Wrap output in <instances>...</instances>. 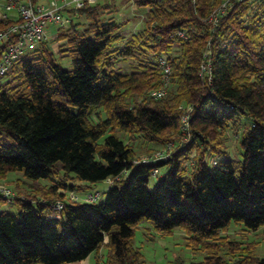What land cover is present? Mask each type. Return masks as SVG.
Listing matches in <instances>:
<instances>
[{"label": "trees", "instance_id": "trees-1", "mask_svg": "<svg viewBox=\"0 0 264 264\" xmlns=\"http://www.w3.org/2000/svg\"><path fill=\"white\" fill-rule=\"evenodd\" d=\"M131 1L149 10L143 28L125 42V23L107 16L113 2L86 3L79 9L85 21L58 37L71 67L42 43L0 75V180L12 171L35 183L51 180L18 198L15 212L0 209V264H70L92 252L96 264H146L134 243L144 220L163 233L184 228L208 251L202 264H264V257L221 253L244 249L222 234L231 220L264 227V0L237 4L214 30L205 19L222 0ZM206 52L211 78L201 68ZM159 55L173 58V86L162 98L150 95L164 83ZM124 61L130 71L119 65ZM184 101L193 105L187 139L166 160L136 163L134 147L118 132L164 142L180 131ZM100 112L106 117L94 121ZM242 115L251 122L235 159L221 133ZM154 169L160 173L151 187ZM120 176L103 200L68 201L59 217L49 204L27 201L93 190Z\"/></svg>", "mask_w": 264, "mask_h": 264}, {"label": "rangeland", "instance_id": "rangeland-1", "mask_svg": "<svg viewBox=\"0 0 264 264\" xmlns=\"http://www.w3.org/2000/svg\"><path fill=\"white\" fill-rule=\"evenodd\" d=\"M98 1L100 0H97V2ZM109 1L113 2V6L112 10L107 12V15H113L115 16V19H117L118 22L125 23L124 27L122 28V35L124 37L123 42H125L134 33L138 32L140 29L143 28L144 19H142V15L145 14L147 8L138 7L135 4H130L132 2L131 0ZM78 15H81L80 10L78 11ZM138 17L140 21L138 20ZM59 47L58 49L57 47L54 48L55 50L53 49L57 53L58 60L62 62L63 66L67 68L71 67V59L68 56H65L64 54H60L61 48ZM119 65L122 66L126 71H130V69L132 68L131 62L129 61L121 62L119 63ZM169 78L171 80V84L169 86L170 88H172V73ZM159 85L160 84H158L157 86ZM152 87L155 86L151 85V87L146 90L144 94L141 95V97L139 98L142 99L143 97L149 96V91ZM186 103L188 102H181L179 106L181 104L185 105ZM73 109L76 111L77 107H73ZM105 117V113L100 112L99 115L96 113L93 114L92 119L94 121H99ZM250 122V117L242 115L241 120L237 124L231 122L226 126L225 129L222 130L221 136L223 137L222 139L224 142V146L228 150V153L232 158H241L242 151L240 147V138L246 126H248ZM118 133L126 142L130 143L134 147L136 151V161L138 159H142L143 157H148L149 155H152L157 151L168 152L173 148L175 149L176 147H178V144L181 140L183 141L187 139L181 134L180 131H176L174 134L172 133L168 137L165 136L164 142L151 140L142 134H139L137 137L132 138V135H130L129 133ZM3 136L5 135L3 134ZM197 149L198 148L195 147V149L191 153L189 160L186 162L189 171L190 167L195 163V154L197 153ZM211 151H209V153H211V157H215L214 155H212L214 153H212ZM165 170L166 168H162L161 173H163ZM21 174V171H12L9 173L8 176L19 177V175ZM120 178L121 176L108 180V182L106 180L99 181L94 184V187L92 189L98 188L100 191L102 190L104 192L107 186H110L114 183L115 180H119ZM155 180V177L151 178V187L155 183ZM38 181L44 183L47 182L48 179L41 178ZM0 183L14 187V185L10 184L11 181L10 183H8L7 181ZM14 189L18 191V189H16L15 187ZM69 190L70 189H68L66 193L63 190H61V192L65 195L68 193ZM19 193H21L20 196H25V192ZM31 197L44 198L43 195H33ZM104 198L105 193H103L99 200H103ZM5 209L9 212H15L16 210L15 206L9 205H7ZM227 227L228 229L226 231H223L222 234L227 236L229 241H237L238 243H242V247L244 249L240 248L232 250L231 248L225 247L224 250L222 249L221 252L223 255H225L226 257L233 256L234 259L241 258L243 256V253L245 255H249L250 258L264 257V227H260L257 230H252L247 228L243 223L237 222L235 220H231ZM134 243L136 246H140L142 248V251L145 254L146 258V264H202L205 257L208 255V251L202 248V246H200L201 244H197L198 246L195 245V241L190 238L189 234L184 228L176 227L171 232L163 233L155 229L153 223L149 220H144L139 223L138 228L136 229ZM103 251L107 253V248L103 247Z\"/></svg>", "mask_w": 264, "mask_h": 264}, {"label": "built area", "instance_id": "built-area-1", "mask_svg": "<svg viewBox=\"0 0 264 264\" xmlns=\"http://www.w3.org/2000/svg\"><path fill=\"white\" fill-rule=\"evenodd\" d=\"M243 1L246 0H222L205 19L211 24V29L214 30L220 19ZM248 1L260 2L263 0ZM95 2L97 0H0V46L7 43V46L0 55V75L5 74L12 64L25 54L38 48L42 43H49L52 47L50 42L51 35L56 33L58 36L61 30L69 28L74 22V17L78 15L79 9L85 6L86 3L92 4ZM54 29L56 30L55 32L53 31ZM178 34L184 36V31L179 30ZM54 48L53 46L52 49ZM158 64L162 70L164 83L163 86L152 89L150 95L162 98L167 93V86L171 83L169 77L171 76L172 69L167 55H159ZM201 68L202 73L211 78L210 52L205 53ZM180 109H182L180 132L187 138L190 131L189 118L193 105L191 103L181 104ZM181 142L182 140L179 143ZM176 148L168 152L157 151L148 157L135 160V162L149 163L166 160ZM210 160L216 163L215 157H212ZM159 173V169H154L152 177L156 178ZM108 180H111V178L106 179L107 182ZM63 191L67 192V190ZM103 193L99 189L85 192L71 189L65 194V197L51 200L45 197H28L27 201L31 204H49L53 215L59 217L66 202H96L99 201ZM18 198L24 199L25 196H19L14 187L0 183V206L2 203L15 206Z\"/></svg>", "mask_w": 264, "mask_h": 264}, {"label": "crops", "instance_id": "crops-1", "mask_svg": "<svg viewBox=\"0 0 264 264\" xmlns=\"http://www.w3.org/2000/svg\"><path fill=\"white\" fill-rule=\"evenodd\" d=\"M107 1L109 2V0H100L101 3H105ZM130 4H134V3L131 2ZM143 8H145V7H143ZM146 8H147L146 10L148 11L149 10L148 7H146ZM111 10H109V11H111ZM147 11H145V14L142 15V19H144V17L146 16ZM108 17H112L113 19H115V16H113V15H110ZM115 20L117 21V19H115ZM138 20H139V17H138ZM81 21H85L84 18L81 15H77L76 17H74V22H81ZM53 31L55 32L56 30L54 29ZM60 32L58 33V36L56 35V33L54 35L53 34L51 35L50 42H51L52 47L53 46L57 47V48L59 46H60L59 48L62 47V44H63L64 40H59L58 39ZM18 180H20V181H18ZM4 181H7L8 183H10V181H11L10 184L14 185V187L16 189H18L19 192H23V193L24 192H34L35 187H36L35 184H37V183H39L42 186L51 184V180L50 179H48V181L44 182V183H41L39 181H36L37 183H35L33 181L25 179V177L22 174L19 175V177H17V176H15V177L14 176H8L7 178L0 180V182H4ZM6 207H7V205L3 204V205L0 206V209H5ZM101 252L103 254L106 253V252L103 251V249L101 250ZM70 264H96V253L92 252L87 258H85V259H83L81 261H78V262L70 263Z\"/></svg>", "mask_w": 264, "mask_h": 264}]
</instances>
